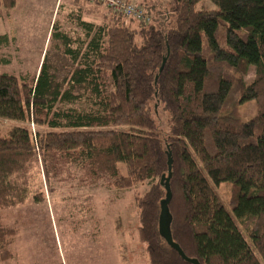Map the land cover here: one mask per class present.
Returning <instances> with one entry per match:
<instances>
[{"label": "trees", "instance_id": "16d2710c", "mask_svg": "<svg viewBox=\"0 0 264 264\" xmlns=\"http://www.w3.org/2000/svg\"><path fill=\"white\" fill-rule=\"evenodd\" d=\"M62 1L37 71L0 74V120L23 124L0 137V211L43 201L31 186L39 157L48 176L60 164L79 169L80 186L146 183L133 201L148 264H189L159 233L171 153L174 242L200 264H264V0H210L216 10L173 0L168 30L157 25L169 21L166 13L142 9L149 23L126 24L113 11L99 15L90 0H72L66 20L79 35L58 20ZM16 3L0 0V18ZM12 42L0 35V66L11 62ZM247 102L257 114L242 121ZM222 185L230 187L228 203ZM17 235L0 221L2 262L14 259Z\"/></svg>", "mask_w": 264, "mask_h": 264}, {"label": "rangeland", "instance_id": "374dc122", "mask_svg": "<svg viewBox=\"0 0 264 264\" xmlns=\"http://www.w3.org/2000/svg\"><path fill=\"white\" fill-rule=\"evenodd\" d=\"M16 1L10 18H0V35L9 33L13 39L5 55L11 62L0 66V74L18 77L21 74L33 75L37 71L48 46L51 24L55 21L60 0ZM71 1H62V14L58 20L65 23L64 29L79 35L82 31L66 20V16L73 11ZM130 2L149 10L157 18L161 13L170 15L169 21L160 18L163 22L157 23L163 29L168 30L174 23L170 14L173 0ZM91 4L99 5L95 9L101 13L99 15L110 10L103 4ZM88 8L91 7L88 5ZM216 9L210 0H202L198 5V10ZM125 22L129 24L127 19ZM254 77L255 68L251 67L245 83L249 85ZM239 114L242 121L252 119L257 114L256 104L245 103L240 107ZM157 116L160 129L167 133L168 115L160 111ZM16 126L23 124L0 120V137L6 136ZM29 126L36 134L39 128L32 124ZM80 175L79 169L60 164L57 176H48L44 173L41 158H38L31 186L34 193H41L43 201L35 205L29 198L23 207L0 211V221L18 230L16 242L10 248L14 259L0 260V264H148L144 246L137 240L138 219L133 201L135 195L147 191L148 184L136 185L129 190L112 188L103 180L91 187L80 186ZM219 192L228 203L229 185H222ZM92 206L93 211L87 213L86 210Z\"/></svg>", "mask_w": 264, "mask_h": 264}, {"label": "water", "instance_id": "95a60500", "mask_svg": "<svg viewBox=\"0 0 264 264\" xmlns=\"http://www.w3.org/2000/svg\"><path fill=\"white\" fill-rule=\"evenodd\" d=\"M168 55H169V51H168ZM166 62H167V57L163 60L160 73L164 70ZM168 168H169L168 178L164 177L162 179V183L165 184L166 198L161 203V210H160V216H159V233L161 237L166 241V243L173 250H175L185 262L189 264H200L197 260L188 258L183 252V250L180 248V246L176 244L173 240L172 233H171V225H172L173 218L169 210V205L172 200V191L170 187V181L172 179L173 158H172L171 153L168 154Z\"/></svg>", "mask_w": 264, "mask_h": 264}, {"label": "built area", "instance_id": "2783aa9c", "mask_svg": "<svg viewBox=\"0 0 264 264\" xmlns=\"http://www.w3.org/2000/svg\"><path fill=\"white\" fill-rule=\"evenodd\" d=\"M93 3L103 4L114 13L122 15L128 20H139L149 23L150 19L140 7L133 5L127 0H90Z\"/></svg>", "mask_w": 264, "mask_h": 264}]
</instances>
